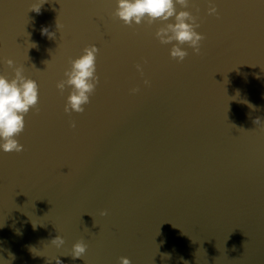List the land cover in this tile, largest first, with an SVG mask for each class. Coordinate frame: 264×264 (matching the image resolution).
Masks as SVG:
<instances>
[{
    "label": "water",
    "instance_id": "obj_1",
    "mask_svg": "<svg viewBox=\"0 0 264 264\" xmlns=\"http://www.w3.org/2000/svg\"><path fill=\"white\" fill-rule=\"evenodd\" d=\"M40 3L0 0V75L11 59L39 85L24 151L0 149V264H264V0L177 5L206 37L183 62L117 0ZM93 44L100 84L68 115L56 85Z\"/></svg>",
    "mask_w": 264,
    "mask_h": 264
},
{
    "label": "clouds",
    "instance_id": "obj_2",
    "mask_svg": "<svg viewBox=\"0 0 264 264\" xmlns=\"http://www.w3.org/2000/svg\"><path fill=\"white\" fill-rule=\"evenodd\" d=\"M46 0H44V3ZM44 3L34 4L31 11L39 13ZM177 5L182 9H188L190 0H117V8L113 15L119 18L128 27L134 25L147 24L151 26L159 21L163 26L155 32L156 38L163 45L171 44L170 55L172 59L183 62L188 56V51L183 47L188 45L196 54H200L202 41L206 37L197 31L201 27L199 16L193 15L188 10H177ZM199 9L197 8V12ZM209 15L219 17L218 9L214 4L208 8ZM57 27H62L57 23ZM43 34L50 39L55 37V33L43 29ZM32 47H36L32 44ZM99 48L96 45H89L83 49V54L76 59H70L68 68L64 72L65 79L60 80L56 87L63 94L66 89H71L64 105V112L71 115L73 112L84 113L85 106L91 103V97L95 94L100 77L97 74V56ZM7 65L14 68V78L9 79L5 75H0V149L6 153H20L24 151V146L17 139L26 128L25 117L30 110L39 112V85L37 81L27 78L24 75V67L15 66L13 60L8 59ZM147 63V60L144 61ZM136 69L141 75L144 74L143 65L136 64ZM146 86L151 82L144 80ZM132 94H136L140 89L132 88ZM250 107H252L250 105ZM257 125L261 123V118L254 121ZM71 127L76 128L73 121ZM105 210L101 215L106 216ZM51 244L61 248L65 244L62 236L57 235L51 240ZM88 245L83 239L76 242L71 249L72 259H82L86 254ZM56 264L62 261L55 258ZM120 264H132L127 257L120 258Z\"/></svg>",
    "mask_w": 264,
    "mask_h": 264
}]
</instances>
